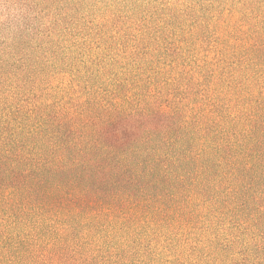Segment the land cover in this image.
Instances as JSON below:
<instances>
[{
    "label": "trees",
    "instance_id": "1",
    "mask_svg": "<svg viewBox=\"0 0 264 264\" xmlns=\"http://www.w3.org/2000/svg\"><path fill=\"white\" fill-rule=\"evenodd\" d=\"M222 2H1L0 264H264V0L209 76Z\"/></svg>",
    "mask_w": 264,
    "mask_h": 264
},
{
    "label": "rangeland",
    "instance_id": "2",
    "mask_svg": "<svg viewBox=\"0 0 264 264\" xmlns=\"http://www.w3.org/2000/svg\"><path fill=\"white\" fill-rule=\"evenodd\" d=\"M5 4L7 2V0H0V20L2 23H6L7 25H2V27H0V51H2V49L5 47L6 44L12 43L14 38L16 36H18L20 34V32H18L16 26L13 25H9V22H4V19H6V16H3L5 13L4 8L2 7V4ZM231 3H236V0H230V4ZM228 4V3H227ZM18 9L15 10V12L12 13H16L18 14L20 11V6L17 7ZM15 9V8H14ZM221 9L222 11H214L213 14H211V19L212 21V27L207 29L205 32H200L198 35L195 36V38L193 39L194 43L192 46V49L195 51V53H197V55L201 56L202 58H206V56L208 57V61H209V68H208V73L209 76H213L212 73L213 71L217 68L215 65L217 64V61L219 59V57H221V55L217 54L216 51V46L217 44H219L221 47L219 50L225 49L223 47L224 43H226L231 34L234 33V29L232 28V24L227 25L226 26H222L224 27V29L222 31H219V28L221 27V24H223L224 22H220L218 19L215 20L216 18H220L224 11H225V15L228 14V12H226V10L228 9V7L225 5V0H223L222 4H221ZM222 12V13H221ZM3 16V18H2ZM231 41V44L233 46H237L238 44L235 41ZM223 43V44H222ZM36 45H40V44H36ZM205 51H209V53L207 54ZM233 50H231L230 55L227 59H225V61L221 64L222 68H229L231 71V69L233 68V63L236 62V59L241 57L240 55L235 56L232 52ZM192 54V53H190ZM239 54H241L239 52ZM192 56V55H190Z\"/></svg>",
    "mask_w": 264,
    "mask_h": 264
}]
</instances>
